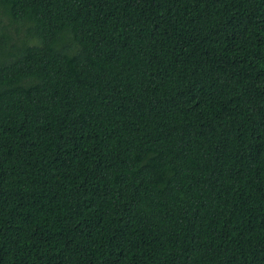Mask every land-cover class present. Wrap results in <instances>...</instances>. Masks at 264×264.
<instances>
[{"label": "trees", "instance_id": "1", "mask_svg": "<svg viewBox=\"0 0 264 264\" xmlns=\"http://www.w3.org/2000/svg\"><path fill=\"white\" fill-rule=\"evenodd\" d=\"M0 264H264V0H0Z\"/></svg>", "mask_w": 264, "mask_h": 264}]
</instances>
